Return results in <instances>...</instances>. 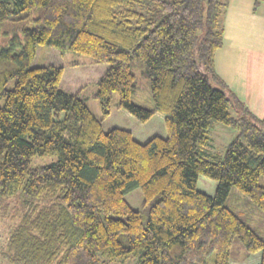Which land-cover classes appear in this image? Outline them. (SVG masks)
Returning <instances> with one entry per match:
<instances>
[{"label": "trees", "instance_id": "1", "mask_svg": "<svg viewBox=\"0 0 264 264\" xmlns=\"http://www.w3.org/2000/svg\"><path fill=\"white\" fill-rule=\"evenodd\" d=\"M252 1L254 10L264 4ZM228 2L0 0V34L7 23L20 28L0 50V212L17 206L1 260L230 264L238 242L243 259L260 253L264 264V119L213 67ZM39 45L109 65L94 96L104 117L116 94L118 108L140 123L160 113L166 138L141 144L124 129L104 132L81 92L60 88L61 67H30ZM136 69L153 110L132 101ZM215 125L235 135L208 158ZM44 156L56 161L32 165ZM199 176L216 183L212 196L197 190ZM136 187L141 211L124 200ZM232 189L259 212L255 228L226 207Z\"/></svg>", "mask_w": 264, "mask_h": 264}, {"label": "rangeland", "instance_id": "2", "mask_svg": "<svg viewBox=\"0 0 264 264\" xmlns=\"http://www.w3.org/2000/svg\"><path fill=\"white\" fill-rule=\"evenodd\" d=\"M19 26H14L12 24H4L1 36H0V50L5 47L8 41L17 32L19 34ZM34 60L31 62L30 67H40V66H56L63 69V74L61 76L60 88L71 94L75 92H81L80 96L85 101L86 106L97 120L100 119L102 124V129L104 132L111 130V128H119L127 130L132 134L133 139L141 144L146 143L152 137L166 138L167 130L165 129V119L163 116L156 112L148 121L145 123H140L131 117L123 109L120 110L117 106L118 98L114 94L112 96V101L110 103V114L108 116L103 115V111L100 108V104L97 99L94 98L97 88L96 84L98 80L102 77V74L108 69L109 65L97 63L95 64L90 58L82 57L76 54L65 53L60 55V53L53 47H48L45 45H39L36 50ZM136 75L137 90L132 94V101L137 105L146 108L148 110H153V101L150 96V86L148 79L140 74V69L134 71ZM15 86V80L9 81L7 84L8 89H13ZM2 101L0 100V106H2ZM235 132L229 128H224L220 125H215L212 130L209 131V143L204 148L205 155L210 157L221 156L226 150V146L231 142L234 137ZM56 161V158L44 156V158L34 157L32 165L45 166V164H50ZM258 183L260 186H264V176H261ZM197 190L212 196L216 190V183L207 178L206 176H199L197 179ZM228 200L226 202V207H229L233 213H235L239 218H242L251 228H255L257 223L261 219L260 214L253 206H249L246 202V198L241 195L236 189H232L228 195ZM124 200L127 201L128 205L135 211H141L144 207V199L142 190L138 187L129 191L125 194ZM8 209L5 214L0 212V249L6 243V237L12 223L15 222L12 215V208L17 207L14 202H8ZM260 232V236L264 238V228ZM232 250H237L235 258H232L230 264H260V253H255L247 259H243V250L236 242ZM105 259V258H103ZM0 264H8L4 260L0 259ZM107 264H119L110 262ZM124 264H134V260L130 259Z\"/></svg>", "mask_w": 264, "mask_h": 264}, {"label": "crops", "instance_id": "3", "mask_svg": "<svg viewBox=\"0 0 264 264\" xmlns=\"http://www.w3.org/2000/svg\"><path fill=\"white\" fill-rule=\"evenodd\" d=\"M228 3L214 71L256 118L264 119V4L254 10L252 0Z\"/></svg>", "mask_w": 264, "mask_h": 264}]
</instances>
